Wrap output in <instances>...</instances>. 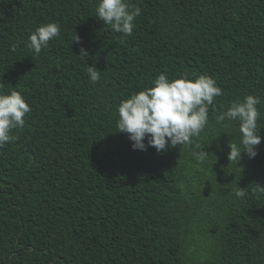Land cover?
I'll return each mask as SVG.
<instances>
[{
	"label": "trees",
	"instance_id": "obj_1",
	"mask_svg": "<svg viewBox=\"0 0 264 264\" xmlns=\"http://www.w3.org/2000/svg\"><path fill=\"white\" fill-rule=\"evenodd\" d=\"M133 3L125 37L97 0H0V89L31 108L0 147V264H264V126L237 163L238 124L215 120L246 94L264 117V0ZM48 22L60 36L35 55L29 35ZM160 73H206L223 94L191 146L133 150L116 106Z\"/></svg>",
	"mask_w": 264,
	"mask_h": 264
},
{
	"label": "clouds",
	"instance_id": "obj_2",
	"mask_svg": "<svg viewBox=\"0 0 264 264\" xmlns=\"http://www.w3.org/2000/svg\"><path fill=\"white\" fill-rule=\"evenodd\" d=\"M140 14L141 9L133 0H97L95 8V16L105 26L125 37L132 36L134 21ZM59 36V24L41 23L30 33L27 46L39 55ZM73 40L79 42L80 38L76 35ZM88 55V50L81 46L76 56L86 64ZM86 71L91 83L100 80L101 71L95 66L87 65ZM222 94L217 81L206 73H181L175 78L160 73L151 80L150 86L121 99L116 106L118 131L128 135L133 150L147 151L152 147L161 153L169 147L191 146L208 123L209 107L214 106L215 98ZM260 104L261 97L246 94L230 101L226 110L215 115L217 124L223 125L225 121L238 124L240 139L229 141V161L238 163L242 152L250 159L257 155L256 146L262 141L260 128L264 126L261 123L264 117L258 109ZM30 111L21 92L15 88L0 89V147L15 139L13 130L25 126V116ZM196 147L198 150L193 156L203 161L207 153L199 145ZM255 191L264 194V186L255 184ZM234 194L238 198L246 195L240 187H236Z\"/></svg>",
	"mask_w": 264,
	"mask_h": 264
}]
</instances>
